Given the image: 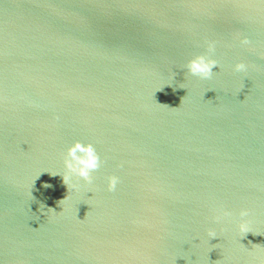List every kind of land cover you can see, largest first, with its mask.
I'll return each instance as SVG.
<instances>
[{
  "label": "clouds",
  "instance_id": "clouds-1",
  "mask_svg": "<svg viewBox=\"0 0 264 264\" xmlns=\"http://www.w3.org/2000/svg\"><path fill=\"white\" fill-rule=\"evenodd\" d=\"M250 43L251 41L247 37L241 40V44L243 45H249ZM215 50L216 42L209 41L208 54L197 55L191 59L186 65L188 72L191 75L198 76L202 79H210L213 76V70L219 66V62L211 56ZM234 70L239 73H246L248 70V65L243 61L238 62L235 64ZM64 165L66 171L62 175L59 173H50V175H60L62 177L63 184L67 187L69 193L72 190L77 189L79 186L78 183H73V176H75L77 179L82 178L88 184H91L94 179L92 173L100 169L102 161L100 155L92 143L85 144L84 142L78 140L68 148L67 154L64 157ZM119 181L120 178L118 176H110L108 178V190L115 191ZM43 186L45 188L52 187L51 184L47 183H45ZM67 198L68 196L63 200H66ZM63 200H60L59 202H62ZM223 215L229 216L231 213L225 211ZM248 215L249 211L247 209L241 210V217H247ZM221 218L222 217L220 215H217L215 219L217 222H219ZM239 230L243 234V237L250 232L253 235H260L252 232L249 222L246 220H242V222L239 224ZM208 236L211 239H215L217 237V232L214 229H209Z\"/></svg>",
  "mask_w": 264,
  "mask_h": 264
}]
</instances>
